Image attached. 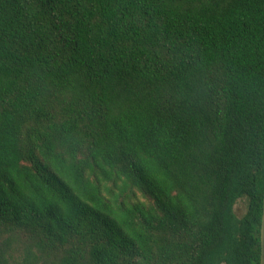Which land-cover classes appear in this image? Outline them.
Instances as JSON below:
<instances>
[{
    "label": "trees",
    "instance_id": "16d2710c",
    "mask_svg": "<svg viewBox=\"0 0 264 264\" xmlns=\"http://www.w3.org/2000/svg\"><path fill=\"white\" fill-rule=\"evenodd\" d=\"M263 195L264 0H0V264H259Z\"/></svg>",
    "mask_w": 264,
    "mask_h": 264
},
{
    "label": "water",
    "instance_id": "95a60500",
    "mask_svg": "<svg viewBox=\"0 0 264 264\" xmlns=\"http://www.w3.org/2000/svg\"><path fill=\"white\" fill-rule=\"evenodd\" d=\"M264 264V195H263V208L260 225V263Z\"/></svg>",
    "mask_w": 264,
    "mask_h": 264
},
{
    "label": "rangeland",
    "instance_id": "374dc122",
    "mask_svg": "<svg viewBox=\"0 0 264 264\" xmlns=\"http://www.w3.org/2000/svg\"><path fill=\"white\" fill-rule=\"evenodd\" d=\"M246 210V200L239 199L234 205V212L238 217H241Z\"/></svg>",
    "mask_w": 264,
    "mask_h": 264
}]
</instances>
